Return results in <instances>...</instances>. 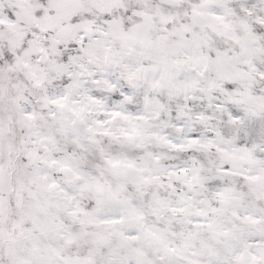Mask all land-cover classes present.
Returning <instances> with one entry per match:
<instances>
[{"label":"snow or ice","instance_id":"1","mask_svg":"<svg viewBox=\"0 0 264 264\" xmlns=\"http://www.w3.org/2000/svg\"><path fill=\"white\" fill-rule=\"evenodd\" d=\"M0 264H264V0H0Z\"/></svg>","mask_w":264,"mask_h":264}]
</instances>
